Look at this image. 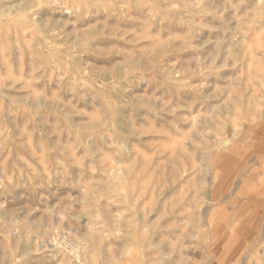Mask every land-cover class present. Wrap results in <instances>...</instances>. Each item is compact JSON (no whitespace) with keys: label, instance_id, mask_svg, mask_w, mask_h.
<instances>
[{"label":"rangeland","instance_id":"374dc122","mask_svg":"<svg viewBox=\"0 0 264 264\" xmlns=\"http://www.w3.org/2000/svg\"><path fill=\"white\" fill-rule=\"evenodd\" d=\"M0 264H264V0H0Z\"/></svg>","mask_w":264,"mask_h":264}]
</instances>
